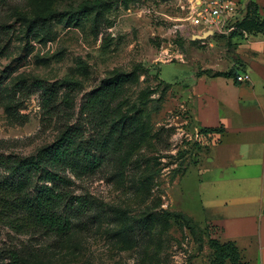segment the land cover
Instances as JSON below:
<instances>
[{
	"label": "rangeland",
	"instance_id": "obj_1",
	"mask_svg": "<svg viewBox=\"0 0 264 264\" xmlns=\"http://www.w3.org/2000/svg\"><path fill=\"white\" fill-rule=\"evenodd\" d=\"M204 1L0 0L1 176L9 173L1 159L53 143L67 120H83L89 94L121 72L136 79L116 105L141 103L149 136L127 158L129 148L109 155L93 174L65 170L74 194L91 203L95 223L62 240L0 220V264H218L210 240H226L201 217L196 191V168L214 141L197 125L187 91L189 61H202L198 51L213 48L210 37L191 38L197 31L191 8ZM242 1L254 10L253 0ZM40 80L58 90L57 113L46 124ZM69 82L75 87L70 116L64 115ZM92 125L86 128L93 136ZM163 210L192 222L167 214L163 225L155 222L144 233L139 221ZM126 228L130 242L118 235Z\"/></svg>",
	"mask_w": 264,
	"mask_h": 264
},
{
	"label": "crops",
	"instance_id": "obj_2",
	"mask_svg": "<svg viewBox=\"0 0 264 264\" xmlns=\"http://www.w3.org/2000/svg\"><path fill=\"white\" fill-rule=\"evenodd\" d=\"M239 1L244 19L248 10ZM253 1L264 18V0ZM193 27L191 38L210 37L213 48L188 63L190 107L200 129L219 128L206 133L214 145L196 168L199 212L251 264H264V31L222 35ZM230 71L231 77L214 76Z\"/></svg>",
	"mask_w": 264,
	"mask_h": 264
},
{
	"label": "trees",
	"instance_id": "obj_3",
	"mask_svg": "<svg viewBox=\"0 0 264 264\" xmlns=\"http://www.w3.org/2000/svg\"><path fill=\"white\" fill-rule=\"evenodd\" d=\"M248 14L239 23L243 30L264 31V18L247 8ZM248 19V22H246ZM197 40H194L196 42ZM118 73V72H116ZM230 72H216L214 76L231 77ZM134 72H121L106 79L94 89L82 104L80 113L83 120L77 123L66 121L57 139L29 156H5L1 164H7L9 173L0 175V220L6 221L18 231L41 230L64 239L74 229L81 228L90 221L91 203L84 196L72 191L73 180L66 175L69 169L74 173L93 174L109 155L127 150L126 158L147 141L148 130L142 117L141 103H133L119 108L116 103L125 96L126 84L134 81ZM42 89L41 106L44 124L57 113L58 90L54 85L38 81ZM64 102L65 113L69 115L72 101L69 98L74 84L69 82ZM94 135H89L87 124H92ZM219 131V128H202L201 132ZM147 135V137H146ZM134 145V146H133ZM180 215L191 221L184 213L163 210L157 216H147L139 221L144 233L154 228L155 222L164 224L166 215ZM131 230L126 228L118 233L123 241H132ZM124 233V234H123ZM218 264H247L241 261L239 247L234 240L211 239Z\"/></svg>",
	"mask_w": 264,
	"mask_h": 264
},
{
	"label": "built area",
	"instance_id": "obj_4",
	"mask_svg": "<svg viewBox=\"0 0 264 264\" xmlns=\"http://www.w3.org/2000/svg\"><path fill=\"white\" fill-rule=\"evenodd\" d=\"M242 6L239 0H205L199 5H194L191 8L190 22L194 26L204 25L214 33L222 35H230L237 31L244 32L239 27V23L243 18ZM168 51H164V57ZM180 58H183L180 55ZM241 80L249 79V75L240 78Z\"/></svg>",
	"mask_w": 264,
	"mask_h": 264
},
{
	"label": "water",
	"instance_id": "obj_5",
	"mask_svg": "<svg viewBox=\"0 0 264 264\" xmlns=\"http://www.w3.org/2000/svg\"><path fill=\"white\" fill-rule=\"evenodd\" d=\"M212 34V31H210L209 33L207 34H204V35H198L196 38H200V39H203V38H206L208 35Z\"/></svg>",
	"mask_w": 264,
	"mask_h": 264
}]
</instances>
